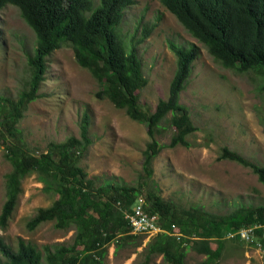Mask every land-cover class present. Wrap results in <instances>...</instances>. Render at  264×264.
Here are the masks:
<instances>
[{"label": "rangeland", "instance_id": "1", "mask_svg": "<svg viewBox=\"0 0 264 264\" xmlns=\"http://www.w3.org/2000/svg\"><path fill=\"white\" fill-rule=\"evenodd\" d=\"M134 3L127 9L117 32L127 47L138 44L136 53L147 79L139 97L138 109L142 116L132 119L108 99L97 98V83L89 72L77 65L71 44L64 43L46 57L40 97L29 104L19 124L31 151L41 154L51 142L80 138V124L87 112L91 144L78 165L94 184V203L102 202L97 199L96 190L106 182L140 187L142 195L134 205L143 203L146 184L140 181V175L143 153L149 143L145 117L154 113L159 100L169 97V86L176 71V57L170 44L189 49L195 46L197 58L179 101L187 108L197 131L186 138L190 147L169 148L175 134L169 123L171 114L158 120L155 139L161 150L152 162V181L157 194L184 209L198 207L216 215H227L241 206H264V186L257 176L237 163L218 159L220 150L227 146L264 166V96L255 90V81L249 74L217 64L207 49L190 36L158 0H134ZM146 29L150 31L148 38L140 43ZM35 45V34L19 10L13 6L1 10L0 95L14 98L25 87L31 73L26 55L33 52ZM7 152V145L2 144L0 214L5 201L4 177L11 171ZM44 188L35 172L27 175L16 210L7 227H0V238L14 249L20 238L39 250L73 241L74 231L57 230L51 222L33 231L27 229V221L39 208L49 207L60 198L53 192L45 193ZM87 203L84 201L83 205ZM86 216L89 223L98 222L97 214L90 207ZM256 229L253 227L249 232L248 240L225 232L221 240L211 241L212 249L221 246L223 250L220 259L212 264H264L260 248L263 237ZM152 238L138 236L137 240H128L119 248L116 239L107 246L104 264H140L143 249ZM71 257L74 260L75 256ZM205 259L192 249L186 250L185 264H197ZM150 264L164 262L156 255Z\"/></svg>", "mask_w": 264, "mask_h": 264}, {"label": "trees", "instance_id": "2", "mask_svg": "<svg viewBox=\"0 0 264 264\" xmlns=\"http://www.w3.org/2000/svg\"><path fill=\"white\" fill-rule=\"evenodd\" d=\"M158 1L207 49L217 64L249 74L256 83L255 90L264 96V0ZM134 4V0H0V11L7 6L16 7L36 38L35 49L26 55L31 73L25 87L14 98L0 95V146L7 145L6 158L11 164V171L4 177L5 201L0 227H7L23 194L26 176L35 172L45 187L44 192H53L60 198L49 207L39 208L27 221V229L33 231L51 222L57 230L74 231L72 243H56L44 246L43 250L21 238L14 249L0 238V264H104L109 244L117 239L119 248L128 240H137L123 210L131 209L142 195V189L106 182L96 190L97 199L102 201L96 205L94 184L78 165L91 144L87 112L80 124V138L51 142L41 154L31 151L19 128L29 104L40 97L46 57L64 43L71 44L77 65L97 83V98L108 99L132 119L142 116L138 109L139 97L147 79L136 53L138 44L127 47L117 32L127 9ZM149 33L146 29L139 42L148 38ZM170 49L176 57V71L168 99L159 100L154 113L145 117L149 143L143 153L140 175V181L146 184L144 208L150 214H159L160 226L165 232L147 243L140 264H150L156 255L162 257L164 264H185L187 249L206 257L197 264H212L220 259L223 250L221 246L212 249L211 241H219L225 232L235 234L242 228H257L256 233L263 237L260 242L264 249V206H241L227 215H216L198 207L184 209L157 194L152 181V162L161 150L155 139L158 120L171 114L169 123L175 134L169 148L190 147L186 138L197 131L187 108L179 100L198 49L174 44H170ZM218 159L248 168L264 186V166L253 159L227 146L220 150ZM84 201L88 203L83 205ZM89 207L98 216L95 224L87 219ZM176 232L180 236L174 235ZM71 255L75 256L74 260Z\"/></svg>", "mask_w": 264, "mask_h": 264}, {"label": "built area", "instance_id": "3", "mask_svg": "<svg viewBox=\"0 0 264 264\" xmlns=\"http://www.w3.org/2000/svg\"><path fill=\"white\" fill-rule=\"evenodd\" d=\"M118 206L121 208L120 203H118ZM143 207L144 201L139 205L133 204L130 210L124 211L125 219L128 221L131 228V233L135 236H143L145 238L164 233L165 231L160 226L159 214L147 213ZM251 230L252 228H242L239 232L235 233V235H239L248 240ZM174 235L180 236L178 232ZM260 248L262 253H264V249L261 246Z\"/></svg>", "mask_w": 264, "mask_h": 264}]
</instances>
